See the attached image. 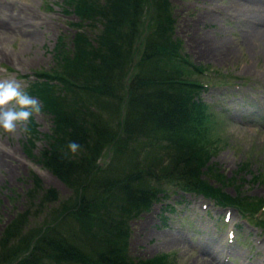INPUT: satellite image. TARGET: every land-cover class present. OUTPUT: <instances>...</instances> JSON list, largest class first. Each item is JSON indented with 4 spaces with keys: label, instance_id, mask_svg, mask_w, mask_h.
<instances>
[{
    "label": "trees",
    "instance_id": "16d2710c",
    "mask_svg": "<svg viewBox=\"0 0 264 264\" xmlns=\"http://www.w3.org/2000/svg\"><path fill=\"white\" fill-rule=\"evenodd\" d=\"M69 3L75 25L92 26L94 35L78 31L70 49L60 41L56 66L37 72L29 95L53 118L39 161L74 193L62 200L34 175L26 209L0 234V264H171L169 255L129 253V220L167 195L166 183L236 207L264 228L259 201L246 203L207 178L217 145L202 97L208 86L198 78L205 69L182 54L168 0ZM143 13L153 22L149 36L140 35ZM106 150L111 158L101 162ZM55 202L32 227V216Z\"/></svg>",
    "mask_w": 264,
    "mask_h": 264
},
{
    "label": "rangeland",
    "instance_id": "374dc122",
    "mask_svg": "<svg viewBox=\"0 0 264 264\" xmlns=\"http://www.w3.org/2000/svg\"><path fill=\"white\" fill-rule=\"evenodd\" d=\"M235 1L243 0H168V8L182 54L205 69L198 78L208 86L202 97L210 104L211 138L217 145L207 178L246 203L259 201L258 215L264 217V39L260 33L251 38L249 32L253 24L264 30V20L249 24ZM77 22L80 17L69 0H0V80H16L29 94L40 82L37 72L56 66L60 41L70 49L78 31L94 35L92 26L79 29ZM152 24L143 13L140 35L149 36ZM34 98L41 104L39 114L18 125L15 133L0 129V234L26 209L34 175L44 189L55 188L62 200L74 193L39 161L53 118ZM110 158L106 150L100 161ZM164 188L167 195L129 220L132 258L163 254L170 256L171 264H264V229L248 222L238 208L219 207L177 184L166 183ZM57 205L34 214L32 227L41 225ZM231 232L234 237H229ZM205 243L219 250V261L202 252ZM223 249L231 253L225 255Z\"/></svg>",
    "mask_w": 264,
    "mask_h": 264
},
{
    "label": "clouds",
    "instance_id": "9594fccd",
    "mask_svg": "<svg viewBox=\"0 0 264 264\" xmlns=\"http://www.w3.org/2000/svg\"><path fill=\"white\" fill-rule=\"evenodd\" d=\"M13 101L16 107L12 106ZM40 112V102L23 91L19 82L13 79L0 80V129L6 133H15L18 125ZM68 149L75 154L80 145L74 141L69 142Z\"/></svg>",
    "mask_w": 264,
    "mask_h": 264
},
{
    "label": "bare ground",
    "instance_id": "6f19581e",
    "mask_svg": "<svg viewBox=\"0 0 264 264\" xmlns=\"http://www.w3.org/2000/svg\"><path fill=\"white\" fill-rule=\"evenodd\" d=\"M244 1V2H243ZM243 1H235L237 5H239L240 9H237L242 15L247 17V21H249V24H253L254 22L261 23L264 20V3H262L260 0H243ZM261 2V3H260ZM209 17V15H207ZM211 16V14H210ZM206 17V16H205ZM252 21V22H250ZM255 24L251 25L253 28L249 30V32H252L254 36H250L251 34H248L251 38H254L255 36H258L259 33L261 34V39H264V30L260 29L258 26H254ZM257 31V32H256ZM257 38V37H256ZM258 40V39H257ZM217 205V204H216ZM219 207H223L220 205H217ZM174 241V240H171ZM170 244V243H169ZM203 247H200L202 249V252L206 253L210 258H212V261L217 262L219 261V250L214 249V245H210L205 243L202 245ZM216 251H218L216 253ZM229 249H223V252H228ZM250 264H252V261L250 260Z\"/></svg>",
    "mask_w": 264,
    "mask_h": 264
}]
</instances>
